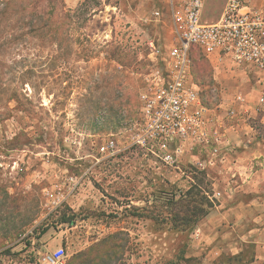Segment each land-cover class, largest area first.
Listing matches in <instances>:
<instances>
[{
	"label": "rangeland",
	"instance_id": "rangeland-1",
	"mask_svg": "<svg viewBox=\"0 0 264 264\" xmlns=\"http://www.w3.org/2000/svg\"><path fill=\"white\" fill-rule=\"evenodd\" d=\"M225 2L207 0L203 20L215 21ZM5 9L0 264H44L59 248L64 263L264 264V121L240 109L227 116L240 88L256 98L251 78L203 59L191 73L222 128L214 167L185 156L173 170L136 147L101 160L108 138L129 144L140 96L164 69L172 45L164 0H9ZM48 28L55 41L31 37Z\"/></svg>",
	"mask_w": 264,
	"mask_h": 264
},
{
	"label": "built area",
	"instance_id": "built-area-1",
	"mask_svg": "<svg viewBox=\"0 0 264 264\" xmlns=\"http://www.w3.org/2000/svg\"><path fill=\"white\" fill-rule=\"evenodd\" d=\"M206 2L164 0L172 33L164 69L157 71L149 89L140 96L137 129L129 144L108 138L97 149L101 160L117 158L136 147L173 170L180 171L185 156H191L192 164L200 170L216 165L224 145L222 128L202 104L199 88L191 80L192 50L212 65L244 75L254 83L256 98L252 100L250 93L240 88L228 110L230 119H235L240 109L243 119L250 120L255 115L264 121V6L253 7L246 0H226L219 17L208 22L203 20ZM153 14L159 18L162 12L156 10ZM149 48L151 55H158L153 42ZM195 151L208 157L200 160L192 155ZM64 262L62 248L44 259V264Z\"/></svg>",
	"mask_w": 264,
	"mask_h": 264
},
{
	"label": "trees",
	"instance_id": "trees-1",
	"mask_svg": "<svg viewBox=\"0 0 264 264\" xmlns=\"http://www.w3.org/2000/svg\"><path fill=\"white\" fill-rule=\"evenodd\" d=\"M8 5H9V0H0V6H1V8H2V11L3 10H6L5 8L6 7H8ZM3 14V13H2ZM39 20H40V17L38 18ZM47 26V25H46ZM45 27V26H44ZM31 29H33V31H34V26L32 25V27H31ZM48 31L47 32H45L44 34L42 33V32H40V33H38L39 32V30H37V32H36V36H32V34H31V37H36L35 39H37V40H40L41 38H44V37H48V39H49V41L51 40V41H55L54 40V38H56V36H57V34H56V30L54 29V28H48L47 29ZM36 31V30H35ZM40 31H42V29H40ZM1 44L3 45V44H5V42L4 41H2L1 42ZM1 45V46H2ZM201 59H203V60H205L197 51H195V50H192V52H191V55H190V72L194 75L195 74V76H198V72L196 71V68H197V70H198V68H199V64H198V61L199 60H201ZM202 101V100H201ZM202 104L206 107V105H205V103H203V101H202ZM207 108V107H206ZM190 188H197V187H195V186H192L191 185V187ZM193 189H191V190H189V192H192V191H194ZM198 193H199V191H197V192H195L192 196H194V195H198ZM193 199V198H192ZM197 207L196 206H192V209H196ZM201 210L203 211V208H201ZM204 216L207 214V212L204 210ZM187 221H188V219H186V224H187ZM180 225H183V220H182V223H181V221H180ZM47 232V227H45V228H43L42 230H41V235H43L44 233H46ZM64 264H77L75 261H74V259H71V261H69V262H67V263H64Z\"/></svg>",
	"mask_w": 264,
	"mask_h": 264
}]
</instances>
